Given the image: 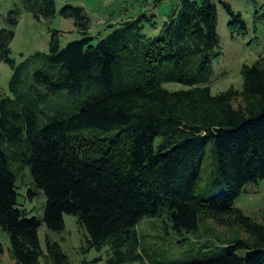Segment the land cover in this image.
<instances>
[{"label": "trees", "instance_id": "16d2710c", "mask_svg": "<svg viewBox=\"0 0 264 264\" xmlns=\"http://www.w3.org/2000/svg\"><path fill=\"white\" fill-rule=\"evenodd\" d=\"M17 2L37 21L56 12L54 0ZM216 2L230 28L245 31L223 0H178L154 35L143 32L142 13L94 41L83 8L65 4L59 14L81 37L61 47L53 30L46 52L19 63L9 48L19 10L8 11L0 27V63L11 70L0 96V229L16 264H70L56 242L43 250L38 239L42 223L62 230L63 214L85 228L82 250L105 248L104 264L148 260L136 225L160 217L181 236L204 218L246 238L217 237L199 245L198 257L152 264H264V223L233 206L264 179V58L241 66L239 89L211 93ZM168 82L183 88L168 90ZM25 167L29 196L45 198L41 218L17 200Z\"/></svg>", "mask_w": 264, "mask_h": 264}, {"label": "rangeland", "instance_id": "374dc122", "mask_svg": "<svg viewBox=\"0 0 264 264\" xmlns=\"http://www.w3.org/2000/svg\"><path fill=\"white\" fill-rule=\"evenodd\" d=\"M234 12H238L245 22L246 29L230 28V17L223 6L216 2V32L219 36L220 54L212 62L213 77L209 87L211 93L223 91L229 87L239 89L241 86L240 68L243 64L250 65L259 58H264V0H223ZM154 0H54L56 12L49 20H35L32 15L19 5L17 0H0V27H5L8 11L19 10L18 21L14 27V36L10 41V57L16 63L23 61L30 54L46 52L53 30L58 31L59 44L64 46L68 41L81 37L72 18L59 14V9L65 5L79 6L89 19L90 35L94 41L104 37L110 28L120 21L146 14L149 23H144L143 32L146 35L157 33L170 9L178 0H162L153 7ZM155 22V28L150 22ZM244 33V34H243ZM10 68L0 63V96L8 94ZM168 90L183 88L175 82L162 85ZM234 105V103H233ZM15 187L17 200L21 208L27 211V216L41 218L45 198L41 191L36 190L29 196V190L34 189L32 178L27 167L16 173ZM233 206L251 217L257 223H264V179L257 184L247 185L234 200ZM62 230L50 231L42 223L38 229L40 247L44 250L45 242H56L67 256L70 264H104L105 248L97 251L85 247L87 232L70 214H63ZM140 249H147V259L131 264H152L153 261H181L198 257L201 243H216L217 237L227 238L237 236L245 239L246 235L237 226L226 227L216 225L211 219H201L195 234L177 235L172 232L167 220L160 218H144L136 225ZM101 256V260L94 261ZM0 264H16L11 252L8 236L0 229Z\"/></svg>", "mask_w": 264, "mask_h": 264}]
</instances>
